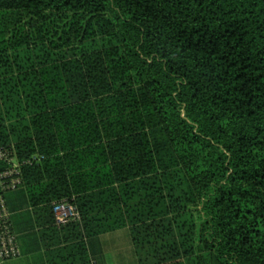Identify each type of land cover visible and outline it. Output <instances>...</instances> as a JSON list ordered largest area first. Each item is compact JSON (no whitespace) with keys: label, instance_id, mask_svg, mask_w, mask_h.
<instances>
[{"label":"trees","instance_id":"obj_1","mask_svg":"<svg viewBox=\"0 0 264 264\" xmlns=\"http://www.w3.org/2000/svg\"><path fill=\"white\" fill-rule=\"evenodd\" d=\"M9 42L0 147L41 160L0 196L78 208L61 264L126 227L140 264H264V0H0Z\"/></svg>","mask_w":264,"mask_h":264},{"label":"crops","instance_id":"obj_2","mask_svg":"<svg viewBox=\"0 0 264 264\" xmlns=\"http://www.w3.org/2000/svg\"><path fill=\"white\" fill-rule=\"evenodd\" d=\"M5 48L0 49V85L6 81H10L11 85L29 84L31 69L36 66L31 46L18 44L14 47L9 42ZM21 98H25L23 94ZM5 202L11 214L21 256L2 264H61L66 252L63 249L73 243L66 242L72 235L62 232L63 227L57 226L56 222V231L50 230L45 214L40 212L41 207L31 204L26 189L9 193ZM124 229L130 231L129 238L127 235H116ZM85 243L92 264H140L129 227L86 239Z\"/></svg>","mask_w":264,"mask_h":264},{"label":"built area","instance_id":"obj_3","mask_svg":"<svg viewBox=\"0 0 264 264\" xmlns=\"http://www.w3.org/2000/svg\"><path fill=\"white\" fill-rule=\"evenodd\" d=\"M40 160V157L34 156L31 160L20 163L10 151L0 147V161L8 165L7 169L0 174V178L4 180V189L15 190L21 186V167L33 165ZM53 214L56 225L59 227H65L81 220L78 208L67 199L53 203ZM20 256L21 250L12 227L11 214L4 198L0 196V264Z\"/></svg>","mask_w":264,"mask_h":264},{"label":"rangeland","instance_id":"obj_4","mask_svg":"<svg viewBox=\"0 0 264 264\" xmlns=\"http://www.w3.org/2000/svg\"><path fill=\"white\" fill-rule=\"evenodd\" d=\"M116 235H127L128 238L130 237V231L128 229L121 230L120 232H117Z\"/></svg>","mask_w":264,"mask_h":264}]
</instances>
